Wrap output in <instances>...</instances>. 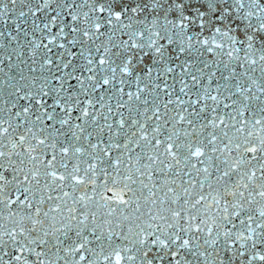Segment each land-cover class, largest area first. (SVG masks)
Instances as JSON below:
<instances>
[{"label": "snow or ice", "instance_id": "1", "mask_svg": "<svg viewBox=\"0 0 264 264\" xmlns=\"http://www.w3.org/2000/svg\"><path fill=\"white\" fill-rule=\"evenodd\" d=\"M0 264H264V0H0Z\"/></svg>", "mask_w": 264, "mask_h": 264}]
</instances>
